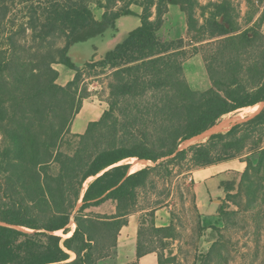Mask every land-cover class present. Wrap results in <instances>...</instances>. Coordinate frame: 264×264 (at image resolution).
<instances>
[{
	"label": "trees",
	"instance_id": "1",
	"mask_svg": "<svg viewBox=\"0 0 264 264\" xmlns=\"http://www.w3.org/2000/svg\"><path fill=\"white\" fill-rule=\"evenodd\" d=\"M94 2L103 10L100 17ZM138 2L140 26L100 60L86 67L74 63L73 45L116 32L117 20L135 14L131 6ZM170 5L186 15V38L163 33ZM198 5V0H0V264H101L113 256L122 228L140 211V191L161 168L179 159L201 168L257 153L259 164L264 162V108L178 151L181 142L225 115L264 102V33L258 25L240 29L232 0L202 7V24ZM16 7L26 12L27 23L16 25L10 17ZM192 57H201L210 80L203 91L194 90L186 75ZM57 64L74 74L66 85L58 83ZM88 68L98 70L95 76L111 72L109 108L84 133H73L72 117L90 95L82 86ZM70 134L76 144L66 152L62 147ZM134 158L157 164L131 173V163L124 162ZM243 161L245 178L252 159ZM108 201L115 203L114 213L92 210ZM155 213H149L151 225L140 224L136 255L156 252L159 264H177L160 251L173 237V223L158 227Z\"/></svg>",
	"mask_w": 264,
	"mask_h": 264
},
{
	"label": "rangeland",
	"instance_id": "2",
	"mask_svg": "<svg viewBox=\"0 0 264 264\" xmlns=\"http://www.w3.org/2000/svg\"><path fill=\"white\" fill-rule=\"evenodd\" d=\"M104 2L105 0H97ZM142 1V0H138ZM222 0H198L199 5L195 10L196 17L200 24L204 22L202 7L210 2H218ZM238 17L240 29L246 30L249 27L258 25L259 30L264 33V0H232ZM138 4H132L131 9L135 12L121 19V32L117 33L120 40H123L128 30L138 26L141 20L137 19V15L143 13V7ZM124 5V3L119 4ZM91 7L96 17H100L103 10L97 6V3H91ZM155 11V9H154ZM16 21V25L27 23L26 12L21 7H16L11 16ZM250 18L252 20L248 21ZM263 21H262V20ZM138 22V23H137ZM133 23V24H132ZM128 24V25H127ZM137 24V25H136ZM165 25L163 33L167 36H173L174 39L180 37L186 38L187 22L186 15L177 5H170L168 13L165 16ZM127 26V27H126ZM110 33V31H107ZM30 31L26 35L30 36ZM169 34V35H168ZM109 35V34H108ZM110 36H108L109 38ZM190 41L186 40L187 51L193 53V49L189 46ZM104 43L101 37H95L86 42H80L72 47L70 56L74 63L79 65L86 61L94 48L103 47ZM206 52V49H203ZM209 48L207 49V52ZM90 62L98 61L100 58L91 57ZM86 67V66H85ZM60 76L58 83L66 85L73 79V72L67 67L57 64ZM187 78L194 90L203 91L210 85V80L206 72L204 62L201 57L188 59L185 66ZM98 70L86 69V77L82 86L91 88V94L98 95L93 100L107 101V109L109 108V84L111 80L108 78L96 77ZM80 93V92H79ZM88 100V99H87ZM90 100V99H89ZM83 101V105H84ZM82 105V107H83ZM260 106V104H259ZM255 110V108H254ZM249 114L243 119L233 121L227 127L216 132H226L233 125L243 122L252 117L255 113ZM78 115V114H77ZM72 117V121L76 116ZM232 115V114H231ZM230 115H225L215 126L216 129ZM86 117L79 116L73 125V131H80V123L82 129L86 124ZM214 126V127H215ZM209 139L198 141L197 143L206 142ZM186 140L181 142L178 151L189 149L193 144H187ZM76 138L72 134L68 135L63 143L62 150L72 152L75 148ZM3 147V141L0 142V149ZM182 147V149L180 148ZM161 159L160 161L166 160ZM238 161L252 159L248 176L243 178L244 172L248 165L247 162L241 166L235 163L238 169H228L224 172L223 179H216L210 182V187L205 181L196 179L194 174L198 167L192 166L189 160H177L175 163L159 170L158 175H154L148 186L140 191L138 209H146L148 212L141 214L140 224L145 222L147 226L151 225L152 217L150 211L158 209L167 210L172 218L173 237L165 239L160 251L167 257L174 259L177 264H264V162L259 164L260 154L257 153L250 158L246 156L238 158ZM137 158L128 159L124 163H131L132 167ZM157 163L145 161L142 169L147 166H155ZM131 167V168H132ZM255 167H259L255 168ZM167 168V169H166ZM242 170V172L240 171ZM57 166L53 167V171L57 172ZM192 176V179L190 180ZM93 178L92 180H94ZM204 179L208 180L204 177ZM250 179V180H248ZM91 180V181H92ZM90 181V182H91ZM230 183V184H227ZM201 190V192H200ZM82 204L80 202L79 206ZM113 202H108L102 208H92L93 211L110 212L114 208ZM72 229L76 224L72 222ZM26 231L30 229L24 228ZM59 235L67 237L63 231H58ZM72 232L69 234L71 235ZM160 246L159 244H156ZM124 250H128L124 248ZM123 255V254H122ZM126 255V254H124ZM119 253L105 260L101 264H118L117 257ZM132 264V263H129Z\"/></svg>",
	"mask_w": 264,
	"mask_h": 264
},
{
	"label": "crops",
	"instance_id": "3",
	"mask_svg": "<svg viewBox=\"0 0 264 264\" xmlns=\"http://www.w3.org/2000/svg\"><path fill=\"white\" fill-rule=\"evenodd\" d=\"M124 17H127V16H122L121 18H119L117 20V31L116 32H113L111 30H107V31H110V33H108L106 31L103 35L97 36V37L102 38V41L104 43L103 47L101 49L99 47L94 48V53H92L91 56L86 61L80 63L79 66L84 67L87 63H89L91 61V59H92L91 57L101 59L107 53V51L113 49L119 42H121L125 39L124 38L123 40H120L118 38V36L120 34L117 36V33L121 32L120 21H121V19H124ZM137 17H138L137 18L138 20L139 19L141 20L139 15H137ZM140 25H141V22L138 26H140ZM138 26H135V27L129 29L128 31L130 32L131 30L137 28ZM164 28L165 29L167 28L166 25L164 26ZM186 32H187V29H186ZM128 33H127V35H128ZM108 36H110V37L108 38ZM168 37L174 39L173 36H168ZM180 38H182V37H180ZM72 47H74V45ZM72 47H71V49H72ZM71 49H70V53L72 51ZM110 75H111V72L107 75L96 76V77L105 76L108 78L107 80H111ZM89 92H91L90 87H89ZM94 98H98V95L97 94L92 95L90 93L89 97L84 100L85 101L84 105H83L81 111L79 112V114L76 116L75 120L79 116H84V117H86L85 120L87 122L84 126V129H82L81 124L84 122L82 120L80 123V126H79V127H81V130L80 131H73V125L75 122V120H74L72 122V125H71V130L73 133H84L89 122L98 120L102 116L104 111L107 109V101H102L100 99L92 101V99H94ZM236 160H239V159L237 158V159H233L230 161L220 162L217 164L198 168L194 172V174L196 175V179L200 180V181H205L206 185L210 187V191H211L212 188L210 186V182H213L216 179H223L224 178V172L227 171L228 169H238L235 166ZM237 163L241 166V169H242L243 168L242 166H244L243 163H245V162L244 161L243 162L238 161ZM241 169H240V171L242 172ZM204 177L207 178L208 180L204 179ZM200 192H201V190H200ZM108 202H112V201H108ZM108 202L102 204L101 206H98L97 209L102 208ZM115 210H116V208L114 205V208L112 209V211H110V212L103 211V213L111 214V213H114ZM146 212H148V210L143 209V210H140V211L130 215L128 225H126L122 228L120 235H119V239H118V246L116 247V249L114 251V253L118 252L120 255L117 257L118 264H129V263H135V262H137L138 264H159L158 255L156 252L146 254L139 259L136 255L137 242H138V230L140 227V216H141V214L146 213ZM98 213H101V212H98ZM171 222H172V218H171L170 213L167 210H164V209L156 210L155 223L158 227L169 226L171 224ZM127 247H128V250H124V248H127ZM124 254H126V255H124ZM113 256H114V254H113Z\"/></svg>",
	"mask_w": 264,
	"mask_h": 264
},
{
	"label": "bare ground",
	"instance_id": "4",
	"mask_svg": "<svg viewBox=\"0 0 264 264\" xmlns=\"http://www.w3.org/2000/svg\"><path fill=\"white\" fill-rule=\"evenodd\" d=\"M254 108H255V110H254ZM258 109H259V104L255 105V106L244 107V108H241V109H238L236 111L229 113L228 115H230V116L227 119H225V121H223L222 124L219 125V128L217 130H222V128L229 126L231 124V122L243 119L246 116H248L249 114H252L254 111H257ZM144 163H145V161H139V160L135 161L134 166L131 168V173L139 170L140 169L139 167L141 165H144ZM93 178H95V177H93ZM93 178H91V180Z\"/></svg>",
	"mask_w": 264,
	"mask_h": 264
},
{
	"label": "water",
	"instance_id": "5",
	"mask_svg": "<svg viewBox=\"0 0 264 264\" xmlns=\"http://www.w3.org/2000/svg\"><path fill=\"white\" fill-rule=\"evenodd\" d=\"M260 104V106H259V109L252 115V117L253 116H255L256 114H258L263 108H264V102H261V103H259ZM252 117H250V118H252ZM249 119V118H248ZM247 120V119H246ZM215 126V125H214ZM212 126L211 128H209V129H207L206 131H204V132H202V133H200V134H198V135H196V136H194V137H192V138H190V139H187L186 140V143H185V146L187 145V144H193V145H195V144H199V143H197L198 141H200V140H202V139H204L205 137H210V136H212L213 134H215V133H218V132H216V131H218L217 129H216V127L217 126ZM202 143V142H201ZM181 149H182V147H180ZM139 161H147V160H140V159H138ZM150 162V161H149ZM0 224H2L1 222H0Z\"/></svg>",
	"mask_w": 264,
	"mask_h": 264
},
{
	"label": "built area",
	"instance_id": "6",
	"mask_svg": "<svg viewBox=\"0 0 264 264\" xmlns=\"http://www.w3.org/2000/svg\"><path fill=\"white\" fill-rule=\"evenodd\" d=\"M192 179V177L190 178V180Z\"/></svg>",
	"mask_w": 264,
	"mask_h": 264
}]
</instances>
